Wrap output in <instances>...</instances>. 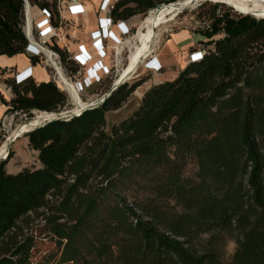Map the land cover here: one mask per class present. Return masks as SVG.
<instances>
[{
	"label": "trees",
	"instance_id": "1",
	"mask_svg": "<svg viewBox=\"0 0 264 264\" xmlns=\"http://www.w3.org/2000/svg\"><path fill=\"white\" fill-rule=\"evenodd\" d=\"M178 1L125 0L114 16H146ZM28 2L57 14L58 0ZM236 15H211L203 58L146 91L130 117L107 123L147 81L26 134L38 168L12 175L11 155L0 161V264H34L44 234L64 264H264V18ZM25 18L24 0H0V56L27 54ZM10 88L9 103L0 94L9 112L69 110L52 80ZM189 159L199 168L195 178L184 177ZM151 172L154 199L133 207L112 201L124 179ZM229 242L236 247L226 262Z\"/></svg>",
	"mask_w": 264,
	"mask_h": 264
},
{
	"label": "rangeland",
	"instance_id": "2",
	"mask_svg": "<svg viewBox=\"0 0 264 264\" xmlns=\"http://www.w3.org/2000/svg\"><path fill=\"white\" fill-rule=\"evenodd\" d=\"M151 11H149L147 15L144 16L142 22H144L146 17L149 16ZM237 12L226 4L212 3L209 1L199 2L197 5L187 7L186 10L184 9L182 13L178 14L179 16L177 15L174 21L161 25L155 31L154 34L156 43L150 59L147 60L146 62L144 60L143 63L139 66L138 71H136V73L131 76L130 80L129 79L128 81L126 80L127 82H125V84H128L129 86H133L134 83L139 81H147V82H145L141 87H139L129 97V99L122 105V107L119 110L110 112L108 114L107 123L109 125L117 124L120 121L130 117L136 111V109L139 107V103L145 93V90L149 87L148 86L149 81L152 84L156 81L155 77H152L153 75L162 74L161 80H165L166 78H169L168 72L165 70V67L161 63L160 64L163 67V69L160 72H150L148 70L149 67L148 64L151 59L153 58L158 59L162 55L159 53L163 49V45L168 41V39H171V36H173V34L182 31H189L193 34L204 36L205 31L201 30V27L207 24V22L210 20L211 15L213 14L223 15L224 13H229L232 16H237L236 15ZM141 25L131 30L129 35L126 37V40L124 39L125 43H123V45L118 47L119 56H115V51L114 50L112 51V55H111L112 64L110 66H106L108 72L103 82H101L100 84H93V86L88 87L86 92H84L83 94H79L80 99L83 102L87 103V102H95L97 100H100L104 96V94L111 89L113 84L120 79V74L122 69L127 68L129 66V57L130 54H132V52L135 49V44L137 43L136 38H138L136 36L138 35V31L141 28ZM64 36L65 33L63 30L60 33V38L64 40ZM47 64H49V62ZM60 68L65 78H67V80H69L71 83L73 82V84L78 80L81 83H84L86 79L85 77L88 76L87 68L80 71L79 75L67 69L65 65L62 63V61ZM47 70L51 80L54 81L55 84L58 85V87L61 90H63L69 97L70 99L69 110H74L76 105L73 102V99L70 97L69 93L62 88V84H60L59 82L58 72H56L52 67L49 68L48 66H47ZM31 114L32 115L30 116L27 114H20L16 116V120L11 125V127L9 126V129L14 128L13 130L15 131L18 128V126H20L21 124H25L26 122L33 120L37 114L35 113V111L31 112ZM13 142H11V144H9L8 146V156L11 151V149L9 148H11ZM12 151H13L12 153L13 156L17 154V159L12 161L9 164V166L6 167L9 174L15 175L24 169H36L38 168V166H40L36 154L33 153L30 150V148L27 146L26 139H20L19 141L15 142ZM198 169L199 168L196 165V162L192 159H189L183 171L184 177L195 178ZM155 174L156 172L155 173L151 172L148 173L146 176H143L144 174L135 173L132 176L124 179L120 184H118L115 196H112V201H119L120 199H124L129 207H133L135 205H138L140 202L154 199L155 198L154 185L156 183L155 178L157 176V174L156 175ZM158 201L161 202V200ZM168 206L170 209H175L176 211L180 210V208L176 207L174 201H168ZM137 213L140 214V212ZM235 247L236 246L233 242H229L227 244L226 254L224 257V260L226 262L230 260L231 256L235 251ZM34 253H35L34 264H64L63 260H61V251L59 250L57 244L55 243V241H52L46 234L38 238V245Z\"/></svg>",
	"mask_w": 264,
	"mask_h": 264
},
{
	"label": "crops",
	"instance_id": "3",
	"mask_svg": "<svg viewBox=\"0 0 264 264\" xmlns=\"http://www.w3.org/2000/svg\"><path fill=\"white\" fill-rule=\"evenodd\" d=\"M104 0H77V2L65 1L67 6L63 10V17L65 19L64 26V40L60 39L58 42V47L62 50L68 51L67 55L69 58L73 55L79 54V48L83 46L84 52L87 56L93 57V63L100 60L92 40V33L99 30V21L101 19L112 18L117 23H125L126 26L133 30L141 25L142 19L144 16L141 14H136L128 18H116L114 16V10L112 12H102L101 6ZM125 0H117L116 7L121 5ZM64 4V5H65ZM133 4H130L129 7H133ZM71 7V9L69 8ZM122 11L119 9V12ZM28 16L30 21L34 24L43 20V16L40 8L37 6L29 5L28 7ZM114 33L117 36H120V32L117 28L113 29ZM207 39L202 35H196L189 31H182L179 33L173 34L171 39L163 45V49L159 54H162L158 59L159 62L165 67V70L168 72V77L165 80H161L162 74H155L152 77H155V82L152 84L149 81V87L145 90L148 91L151 87L155 85L162 84L165 82L175 80L178 75L188 66V55L194 51H200L202 46L201 42H206ZM106 56L103 59L104 65L110 66L112 64V51L115 48V43L111 40L104 41ZM32 68L33 76L37 82H48L51 80L47 68L42 64H34L31 62L28 54H21L14 57L0 56V94L4 100L9 103L14 98V93L10 88V84L14 83V78L16 74L21 73L22 71ZM11 109L10 105H7L0 101V147L9 146L11 142L7 141L13 133V129H9V126L14 123L16 116L20 115L19 113L9 112ZM10 124V125H9ZM8 138V139H7ZM22 139V138H20ZM18 139L17 141H19ZM27 146L29 147V142L27 138ZM16 141V142H17ZM4 143V144H3ZM11 145V159L9 164L17 159V154L12 155L13 145ZM30 148V147H29ZM30 150L36 154L38 158V153ZM8 172V171H7Z\"/></svg>",
	"mask_w": 264,
	"mask_h": 264
},
{
	"label": "built area",
	"instance_id": "4",
	"mask_svg": "<svg viewBox=\"0 0 264 264\" xmlns=\"http://www.w3.org/2000/svg\"><path fill=\"white\" fill-rule=\"evenodd\" d=\"M24 1L26 18L23 32L25 33V36L28 40L26 52L29 57L39 58L41 60V64L44 65L45 68H47V66L49 68L52 67L57 72L58 67L61 66L62 60L59 52L54 50L53 47L58 46L57 41L61 39L60 33L64 30L65 19L63 17V10L67 6V4H65L66 0H58L59 3L57 5V14H51V12H49L48 10L40 9L44 18L43 20L35 24L30 21L28 16V7L31 4L28 2V0ZM69 2H77V0H69ZM116 2L117 0H104L101 6V11L109 13L112 12L117 5ZM69 8L71 9V7ZM114 28H117L119 30L120 36H117L114 33ZM201 30H204L205 32L212 31L210 24L202 26ZM130 31L131 30L126 26L125 23H117L112 18H109V20L101 19L99 21V30L92 33L91 37L94 41L93 45L98 55L100 56V60L93 63V57L87 56L85 54L83 46L79 48L78 55H73L69 58L78 67V71L76 72L77 75L80 74V71L87 68L88 76L85 77L86 79L84 78L85 82L81 83L78 80L73 84L78 95L86 92L89 86H93V84H100L106 78L105 76L107 75L108 69L103 62V59L107 53L105 52L104 41H107V39L113 41L116 46L115 49H113L115 51V56H119L118 47L125 43L126 37L129 35ZM64 51L66 53L68 52L66 50ZM204 55V49H201L200 51L191 52L188 55V63L200 61ZM48 62L49 64H47ZM148 66V70L150 72H160L163 69L157 58L151 59L149 61ZM32 79H34L32 68H28L22 71L21 73L16 74L14 78V83L17 86H21L24 85L25 82L27 83ZM106 94L107 93H105L104 96Z\"/></svg>",
	"mask_w": 264,
	"mask_h": 264
},
{
	"label": "bare ground",
	"instance_id": "5",
	"mask_svg": "<svg viewBox=\"0 0 264 264\" xmlns=\"http://www.w3.org/2000/svg\"><path fill=\"white\" fill-rule=\"evenodd\" d=\"M205 1L226 4L233 8L236 12L238 11L239 14L246 13L257 19L264 18V0H184L174 4L158 6L155 10L151 11L149 16L146 17L144 22H142L141 28L139 29L138 35L136 36L138 38H136L137 43L135 44V49L129 57V66L122 69L120 79L115 82L114 89L120 85H123L128 81V79L130 80L131 76L135 74L136 71H138V68L143 63V61L145 60L146 62L150 59L156 43L154 34L161 25L174 21L177 15L182 13L184 9L186 10L187 7L197 5L199 2ZM57 72L59 76V82L62 84V88L69 93L76 105L73 112L78 113L81 109L95 105L96 102L86 103L80 99V96L77 94L73 83L65 78L60 67H58ZM35 113L37 114L36 117L33 120L18 126V128L13 131L11 137L7 141L16 142L20 138L23 139L30 131L54 118V115L51 113ZM7 144H5L3 147H0V159L2 160H5L8 157Z\"/></svg>",
	"mask_w": 264,
	"mask_h": 264
},
{
	"label": "water",
	"instance_id": "6",
	"mask_svg": "<svg viewBox=\"0 0 264 264\" xmlns=\"http://www.w3.org/2000/svg\"><path fill=\"white\" fill-rule=\"evenodd\" d=\"M114 86H115V83L112 86V88L107 92V94L102 99L95 101L96 103H95L94 106H89V107H86L84 109H81L78 113L73 112V110H69V111L66 110V111H64L62 113H58V114L51 113L52 115H54V118L51 119L50 121H47L44 124L36 127L35 129H37V128H39V127H41V126H43V125H45L46 123H49V122H53V121H57V120H63V119H71L72 117H78L86 110L100 108L108 100V98L117 90V88L121 87L122 85H120L119 87H116L115 89H114ZM35 129H33L32 131H34ZM0 161H6V160L0 159Z\"/></svg>",
	"mask_w": 264,
	"mask_h": 264
}]
</instances>
